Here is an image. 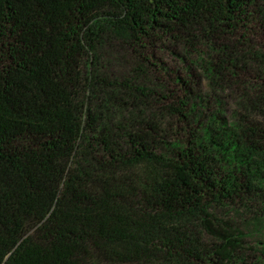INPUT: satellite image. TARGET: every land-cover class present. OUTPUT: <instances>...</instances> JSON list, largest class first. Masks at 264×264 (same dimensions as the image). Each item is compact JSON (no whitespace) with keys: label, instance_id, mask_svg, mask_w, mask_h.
<instances>
[{"label":"trees","instance_id":"trees-1","mask_svg":"<svg viewBox=\"0 0 264 264\" xmlns=\"http://www.w3.org/2000/svg\"><path fill=\"white\" fill-rule=\"evenodd\" d=\"M0 264H264V0H0Z\"/></svg>","mask_w":264,"mask_h":264}]
</instances>
